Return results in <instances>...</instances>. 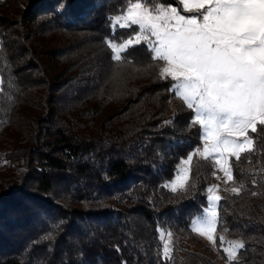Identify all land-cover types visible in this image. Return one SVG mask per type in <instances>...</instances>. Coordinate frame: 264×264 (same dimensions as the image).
Returning <instances> with one entry per match:
<instances>
[{
  "label": "trees",
  "instance_id": "1",
  "mask_svg": "<svg viewBox=\"0 0 264 264\" xmlns=\"http://www.w3.org/2000/svg\"><path fill=\"white\" fill-rule=\"evenodd\" d=\"M127 4L0 0V264H217L163 255L165 231L193 237L214 166L194 156L186 187L167 188L201 130L146 43L112 58L108 42L135 35L110 23ZM249 135L230 158L241 191L217 208L216 232L244 244L232 264H264V126Z\"/></svg>",
  "mask_w": 264,
  "mask_h": 264
},
{
  "label": "snow or ice",
  "instance_id": "2",
  "mask_svg": "<svg viewBox=\"0 0 264 264\" xmlns=\"http://www.w3.org/2000/svg\"><path fill=\"white\" fill-rule=\"evenodd\" d=\"M182 9L157 0H128L126 8L111 17L113 27L136 26L135 35L119 43L109 41L112 58L121 62L128 48L146 43L152 59L162 62L158 75L170 79V90L188 109L192 124L202 130V149L181 161L172 191L186 187L194 156L213 158L219 170L233 181L230 158L254 150L256 133L264 126V0H179ZM189 13L184 15L181 13ZM3 82L0 81V84ZM239 193L240 188L233 187ZM211 201L193 231L213 245L218 223V186L208 189ZM163 246L169 258L171 233ZM221 244L224 238L220 237ZM224 248L229 264L241 241Z\"/></svg>",
  "mask_w": 264,
  "mask_h": 264
},
{
  "label": "rangeland",
  "instance_id": "3",
  "mask_svg": "<svg viewBox=\"0 0 264 264\" xmlns=\"http://www.w3.org/2000/svg\"><path fill=\"white\" fill-rule=\"evenodd\" d=\"M176 1L178 4L177 5L178 10L182 9V5H180L179 0H176ZM172 7H174V6H172ZM181 14L191 15L189 13H183V12ZM117 43H119V42H117ZM192 112H193V110H192ZM193 118H194V112H193ZM200 130H201V128H200ZM200 142H201V147L199 149H202V146H203L202 130H201ZM198 157H200V156H198ZM209 159L211 160L212 165L214 166V172L212 175V184H211L210 188H212L213 186H218V191L216 194L219 195L220 198L223 197L226 192L232 193V190H231L233 188L232 187V181L225 183L227 178L224 176V173L222 171H220L218 166L215 164V159H213V158H209ZM180 166H181V163L178 166L177 173H178ZM177 173H176L175 177L173 178V180L169 181L166 184L167 188L171 189V184L175 181ZM209 195H210V193L208 191L207 196L209 197ZM210 204H211V201H209V199H208L207 208L210 206ZM217 208H218V202L216 203V209ZM201 217H202V215L192 221V224H191V231L192 232L191 233H192L193 237H191L189 239H184V238L174 236L171 233V240H170V244H169L171 252L174 250V248H176L179 251L191 250L193 252H202L204 254H208L207 256L210 257L211 259H215L217 264H228L229 261H228L226 253L224 252V248L229 246V244H228L229 241H241V240L239 238L228 237L227 235H225L226 233H223V232H215V236L217 238V241H216V244L213 245L205 237H203V236L199 235L197 232L193 231L194 221L201 218ZM166 233H170V232L165 231L163 233L162 252H163L164 243L167 239V237L165 235ZM220 237L224 238L223 244H221ZM163 255H164V252H163Z\"/></svg>",
  "mask_w": 264,
  "mask_h": 264
}]
</instances>
